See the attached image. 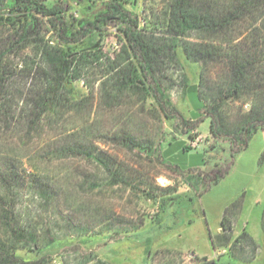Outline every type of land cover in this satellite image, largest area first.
<instances>
[{
  "label": "rangeland",
  "instance_id": "rangeland-1",
  "mask_svg": "<svg viewBox=\"0 0 264 264\" xmlns=\"http://www.w3.org/2000/svg\"><path fill=\"white\" fill-rule=\"evenodd\" d=\"M39 1L60 4L78 20L100 11L86 12L75 0ZM134 3L147 23L165 6V0ZM38 23L49 40L45 21ZM105 31L103 51L111 56L118 33L113 24ZM31 55L25 50L8 59L16 74L6 90L12 111L33 79L19 72L21 65L40 63ZM177 58L179 65L163 59L148 79L149 96L126 91L109 101L100 90L102 74L85 72L84 83L72 84L85 104L68 105L56 121L28 129L17 126L15 115L0 116V243L15 264H264V131L240 151L214 139L200 103L182 96V81L197 85L199 68L180 49ZM224 68L209 65L205 95L222 85ZM254 105L249 95L223 100L221 122L230 135ZM123 137L145 151L129 149ZM241 196L233 231L223 234L226 206ZM15 230L33 234L35 242L13 244ZM237 238L240 245L231 248Z\"/></svg>",
  "mask_w": 264,
  "mask_h": 264
},
{
  "label": "trees",
  "instance_id": "trees-1",
  "mask_svg": "<svg viewBox=\"0 0 264 264\" xmlns=\"http://www.w3.org/2000/svg\"><path fill=\"white\" fill-rule=\"evenodd\" d=\"M75 1L77 5H85L86 12L92 6H98L100 11L92 18L78 20L68 16V10L60 4L0 0V30L10 29L7 36L0 34L2 118L15 115L17 126L32 129L56 121L68 105L80 108L87 99L78 98L72 84L83 82L85 72L102 74L100 90L109 101L118 100L126 91L149 96L152 88L148 79L157 74L165 58L179 65L180 49L185 60L199 68L197 85L182 81V96L190 94L200 103L199 112L210 117L209 133L214 139L222 137L232 151H240L247 148L253 134L264 131V0H165L161 18L156 16L155 21L148 23L134 12L135 0ZM128 5L132 10L127 9ZM43 20L51 35L49 40L41 34L38 22ZM140 22L147 26L140 27ZM110 24L119 34L113 35L116 51L111 56L103 51L105 29ZM25 50H30L40 63L21 65L19 72L27 71L25 77L31 75L34 80L25 83V95L17 104V111H12L6 90L13 86L11 79L16 74L9 68L8 59ZM212 62L225 65L223 81L219 88L210 89L212 93L205 95L204 80ZM242 95L252 96L257 105L230 135L221 122L220 109L223 100ZM122 139L129 149L145 151L136 141ZM88 155L93 157L91 153ZM213 181L217 183L218 179L215 177ZM241 204L242 199L226 208L220 222L223 234L232 231ZM15 233L11 238L13 244L35 242L31 233L17 230ZM246 243L252 250L258 248L248 236ZM236 245H240L239 238L231 248ZM0 264H15L1 243Z\"/></svg>",
  "mask_w": 264,
  "mask_h": 264
},
{
  "label": "crops",
  "instance_id": "crops-1",
  "mask_svg": "<svg viewBox=\"0 0 264 264\" xmlns=\"http://www.w3.org/2000/svg\"><path fill=\"white\" fill-rule=\"evenodd\" d=\"M241 199H242V204H241V207H244V202H243V196H241ZM236 202V201H235ZM232 203H234V202H232ZM232 203H230L229 205H227L226 207H229ZM262 203H263V199H262V197H261V199L259 200V202L257 203V206H261L262 205ZM220 222H221V220H220ZM220 224V223H219ZM219 231H221L222 232V230H221V226H219ZM232 231H233V229H232ZM232 231L230 232V234L232 233ZM223 235V234H222Z\"/></svg>",
  "mask_w": 264,
  "mask_h": 264
}]
</instances>
